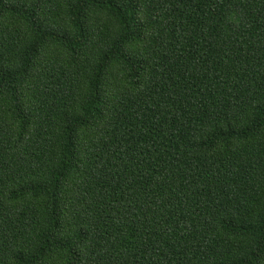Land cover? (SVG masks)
I'll list each match as a JSON object with an SVG mask.
<instances>
[{
    "label": "trees",
    "instance_id": "16d2710c",
    "mask_svg": "<svg viewBox=\"0 0 264 264\" xmlns=\"http://www.w3.org/2000/svg\"><path fill=\"white\" fill-rule=\"evenodd\" d=\"M0 264H264V0H0Z\"/></svg>",
    "mask_w": 264,
    "mask_h": 264
}]
</instances>
